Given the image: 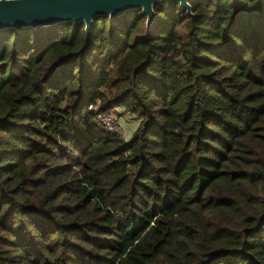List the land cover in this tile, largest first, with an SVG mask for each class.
<instances>
[{"label":"trees","instance_id":"trees-1","mask_svg":"<svg viewBox=\"0 0 264 264\" xmlns=\"http://www.w3.org/2000/svg\"><path fill=\"white\" fill-rule=\"evenodd\" d=\"M189 3L0 32V264H264V0Z\"/></svg>","mask_w":264,"mask_h":264},{"label":"water","instance_id":"water-1","mask_svg":"<svg viewBox=\"0 0 264 264\" xmlns=\"http://www.w3.org/2000/svg\"><path fill=\"white\" fill-rule=\"evenodd\" d=\"M166 0H0V32L49 28L61 24H85L89 34L98 18L110 20L131 11L142 10L150 29L155 6ZM193 17L189 0H173Z\"/></svg>","mask_w":264,"mask_h":264},{"label":"rangeland","instance_id":"rangeland-1","mask_svg":"<svg viewBox=\"0 0 264 264\" xmlns=\"http://www.w3.org/2000/svg\"><path fill=\"white\" fill-rule=\"evenodd\" d=\"M115 115H116V118L118 119L117 120L118 123L115 125L118 128L117 132H121L120 134L125 139H129L132 136L135 129L137 128V124H135L134 120H132L128 116H125L124 114L123 115L122 114H115ZM119 118H121V119L119 120ZM118 124H119V126H118Z\"/></svg>","mask_w":264,"mask_h":264},{"label":"built area","instance_id":"built-area-1","mask_svg":"<svg viewBox=\"0 0 264 264\" xmlns=\"http://www.w3.org/2000/svg\"><path fill=\"white\" fill-rule=\"evenodd\" d=\"M115 114H119L117 112H100L97 115V120L101 123L107 130L109 131H118V128L115 126L117 122V118ZM120 120V119H119ZM121 124V123H120ZM119 126V124H118ZM120 131V130H119ZM121 133V132H118Z\"/></svg>","mask_w":264,"mask_h":264}]
</instances>
